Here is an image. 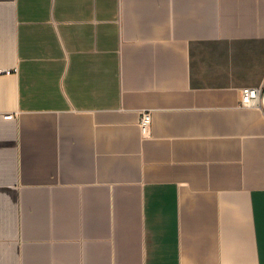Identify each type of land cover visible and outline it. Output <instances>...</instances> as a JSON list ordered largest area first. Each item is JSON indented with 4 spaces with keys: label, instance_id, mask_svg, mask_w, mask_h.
Instances as JSON below:
<instances>
[{
    "label": "crops",
    "instance_id": "0c3cea01",
    "mask_svg": "<svg viewBox=\"0 0 264 264\" xmlns=\"http://www.w3.org/2000/svg\"><path fill=\"white\" fill-rule=\"evenodd\" d=\"M0 67V264H264V0H0Z\"/></svg>",
    "mask_w": 264,
    "mask_h": 264
},
{
    "label": "built area",
    "instance_id": "2783aa9c",
    "mask_svg": "<svg viewBox=\"0 0 264 264\" xmlns=\"http://www.w3.org/2000/svg\"><path fill=\"white\" fill-rule=\"evenodd\" d=\"M10 69L0 67V73L8 72ZM241 104L248 106H258L264 112V89L259 86H245L241 92ZM16 115L12 112L5 114V117L12 118ZM139 124L144 136L152 135V110L150 108H142L139 115Z\"/></svg>",
    "mask_w": 264,
    "mask_h": 264
}]
</instances>
